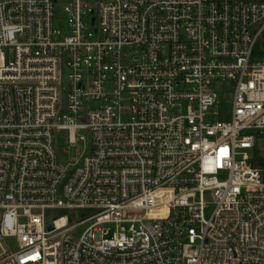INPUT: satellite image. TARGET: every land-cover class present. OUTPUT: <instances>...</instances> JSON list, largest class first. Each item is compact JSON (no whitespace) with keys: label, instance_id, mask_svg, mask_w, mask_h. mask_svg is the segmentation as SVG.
<instances>
[{"label":"built area","instance_id":"obj_1","mask_svg":"<svg viewBox=\"0 0 264 264\" xmlns=\"http://www.w3.org/2000/svg\"><path fill=\"white\" fill-rule=\"evenodd\" d=\"M0 264H264V0H0Z\"/></svg>","mask_w":264,"mask_h":264},{"label":"rangeland","instance_id":"obj_2","mask_svg":"<svg viewBox=\"0 0 264 264\" xmlns=\"http://www.w3.org/2000/svg\"><path fill=\"white\" fill-rule=\"evenodd\" d=\"M258 51H263L262 45L257 46ZM81 136H84V140L80 139ZM75 138L77 139L76 144L72 145V143L69 140V132L63 131L59 134V140H58V148H59V154L62 159L66 161H71L79 156L77 154V150L80 152L83 150V147L87 143V145L90 144L89 140V134L85 131H80L75 133ZM208 200H211V196H207ZM80 210L71 211L69 209L64 208H53V209H47L46 210V219L48 221H52L53 219H56L58 217H61L63 215H68L71 219L74 217V213L80 214ZM87 215L92 213V210L88 209L85 211ZM8 244L11 245L13 249H16V245L14 241H8Z\"/></svg>","mask_w":264,"mask_h":264},{"label":"water","instance_id":"obj_3","mask_svg":"<svg viewBox=\"0 0 264 264\" xmlns=\"http://www.w3.org/2000/svg\"><path fill=\"white\" fill-rule=\"evenodd\" d=\"M48 228L51 230V229H53V226L52 225H49Z\"/></svg>","mask_w":264,"mask_h":264}]
</instances>
